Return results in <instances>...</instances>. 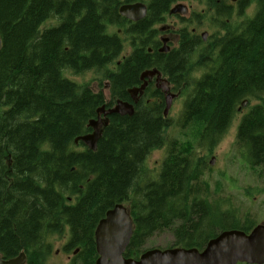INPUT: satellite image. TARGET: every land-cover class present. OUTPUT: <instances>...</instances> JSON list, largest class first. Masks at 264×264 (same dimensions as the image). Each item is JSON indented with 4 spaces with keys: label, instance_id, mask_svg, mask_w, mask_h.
I'll list each match as a JSON object with an SVG mask.
<instances>
[{
    "label": "trees",
    "instance_id": "obj_1",
    "mask_svg": "<svg viewBox=\"0 0 264 264\" xmlns=\"http://www.w3.org/2000/svg\"><path fill=\"white\" fill-rule=\"evenodd\" d=\"M135 1L0 0L2 260L23 253L25 264H42L50 240L67 236L64 251L78 250L69 264H95L94 230L119 204L133 223L128 259H138L142 244L159 232H170L174 247L201 250L222 230L252 229L222 212L219 202L209 203L203 178L209 167L194 152L216 147L240 104L257 99L261 103L240 120L235 147L252 170L264 172V0H254L252 18L214 37L213 49L199 54L198 67L206 72L198 80L174 83L185 95L177 126L189 139L164 137L170 120L163 118L160 92L149 87L132 116H107L94 151L74 144L91 132L89 122L106 104L102 89L111 109L115 100L131 102L127 91L140 86L144 71L164 67L174 79L164 62L180 64L179 73L190 62L189 52L165 61L146 50L158 18L180 0H149L147 16L131 24L118 8ZM86 73L97 75L98 91L65 77ZM162 148L159 170L148 172L147 158Z\"/></svg>",
    "mask_w": 264,
    "mask_h": 264
},
{
    "label": "rangeland",
    "instance_id": "obj_2",
    "mask_svg": "<svg viewBox=\"0 0 264 264\" xmlns=\"http://www.w3.org/2000/svg\"><path fill=\"white\" fill-rule=\"evenodd\" d=\"M191 4L193 5V10H196L197 7L198 11L201 10V7H199L197 3L192 2ZM254 14L255 4L252 3L244 12L242 11V14L234 15L230 19V25L232 27H237L244 20L252 18ZM224 22L225 21L221 22V26H223ZM51 23H45L44 27L51 26ZM167 23L174 24L170 19ZM176 25L177 23L174 24V27H176ZM221 29L222 30L215 28L213 32L209 30L210 36L212 37L211 40L216 36L221 37L225 35L228 31L223 28ZM114 31L119 32L116 28L109 29V32ZM124 41L126 42L125 37ZM126 43H124L125 53L130 50L128 43ZM199 53H201V50H199ZM199 53L191 55L189 57L190 62L188 61L189 64L187 66L184 65V70L181 74L184 78L187 76L188 79L186 80V84L198 80L202 74L205 73V69L198 67L197 64L200 57ZM202 56L201 54V57ZM189 65L191 69H189ZM65 77L82 86L89 85L96 91H98V86H100L99 80H96L97 82L95 81L94 77H97V75L94 73H86L81 76L66 74ZM101 84L105 85L103 82ZM180 89L181 87L176 88V90H172V92L178 93ZM102 91L106 101L109 102L110 98L107 90L102 89ZM261 97L264 99V95ZM184 99L185 95L181 96L179 94L172 102L167 116V119L170 120V126L164 133V137L167 140L176 139L183 142L189 139V136L185 134L186 132H182L181 128L177 126ZM260 103V100L253 99L244 108H241L239 111L237 109L225 134L221 137L216 147L210 152L206 148L200 149L198 147H196V151L194 152L195 157L204 160L209 167V170H206L203 176L210 194L209 203L213 204L214 202H219L221 211L233 213L236 220L240 221L239 225H243L247 222L253 224L252 226H256L264 222V172L260 168L252 170L243 161L235 147L236 131L240 120L249 112L251 107L259 105ZM100 117L105 119L103 115H100ZM164 157L165 149L162 148L153 151L146 160V170L151 173L158 171ZM212 158H214V162L213 166H210L209 162ZM174 241L175 238L170 232L164 231L155 233L153 237L142 244L141 251L172 248L174 247ZM50 242L52 244V250L42 264H68V255L63 250L66 241L63 240V238L54 236Z\"/></svg>",
    "mask_w": 264,
    "mask_h": 264
},
{
    "label": "water",
    "instance_id": "obj_3",
    "mask_svg": "<svg viewBox=\"0 0 264 264\" xmlns=\"http://www.w3.org/2000/svg\"><path fill=\"white\" fill-rule=\"evenodd\" d=\"M119 13L127 20L136 22L145 17L146 11L141 3H137L122 6ZM169 13L184 14L185 8L182 5H176ZM1 49L0 38V51ZM156 74L155 71H146L141 74L140 79L150 80ZM156 81V87L167 94L169 92L168 83L160 79ZM105 86L107 88V85ZM146 86L147 83L144 81L139 88L128 91L134 104L138 102V96L142 95ZM173 98L171 94L166 95L164 116L167 115ZM246 103V101L242 102L241 107H245ZM113 114L132 116L134 114L133 105L117 101L111 109L106 110L103 106L98 110L97 118L88 124L92 130L91 133L75 139L74 143L81 141L90 150H95L102 134V128L106 126V122L100 115L107 117ZM213 162L212 159L210 165H213ZM132 228L131 217L123 205H116L107 211L94 231L95 250L98 256L95 264H264V224L256 226L249 234L236 230L222 232L210 240L201 252L196 249H153L141 254L138 260L123 257L132 237ZM0 264H25L24 254L20 253L18 257L10 260L0 258Z\"/></svg>",
    "mask_w": 264,
    "mask_h": 264
},
{
    "label": "flooded vegetation",
    "instance_id": "obj_4",
    "mask_svg": "<svg viewBox=\"0 0 264 264\" xmlns=\"http://www.w3.org/2000/svg\"><path fill=\"white\" fill-rule=\"evenodd\" d=\"M239 1L240 0H236V2H233V0H214V1L213 0H180L179 2L173 4L169 8L165 16L158 18V23L152 28V30L155 31L154 38L152 39L153 46L146 48L147 52L150 54L155 52L158 55L165 56V61H166L167 58L169 59V57L175 53L185 51V52H189V55H194L195 53H199V50H201V53L205 52L206 50H209V48H211V45L213 43V40H211L212 37L210 36L209 30H211L212 32L215 31V28H219L220 30H222L221 28H223L224 30H230L231 29L230 19L234 15L242 14V11L244 12L245 9H247L246 6L242 8ZM192 2L197 3V5L201 7V10L198 11L197 9L198 7L196 8V10H193V5L191 4ZM246 2L250 3L252 1L246 0ZM136 3L144 4L146 6V13L148 12V7L150 4L149 0H139L131 4H136ZM176 5L184 6L185 13L170 14L169 13L170 9ZM169 19L171 20V22H174V24L177 23L176 27H174V24L167 23ZM140 21L142 20H139L137 22H130V23L137 24ZM222 21H225L223 26H221ZM201 53L199 54L201 55ZM164 63L166 70L167 68L168 69L171 68V72L177 75H175L173 79L171 76H169L171 74H169L167 71L164 72L165 69H163L164 68L163 66H162L163 68H160V70L154 67L151 70L157 72V74L154 77H152L150 80L145 79L147 82V87L148 88L150 87L152 91L160 92L162 98H164V94L160 90H157L156 88L157 85L156 80L160 78L166 80V82L169 84L171 94L179 96L180 92L173 93L172 90L174 91L176 90L174 83L177 82L182 76V74L179 73L177 70V67L180 66V64L172 66L169 64L168 60ZM188 64H189L188 61L184 63L185 66H187ZM189 69H191V67ZM178 82L180 83L183 81L179 80ZM147 87L145 88L144 91L148 89ZM144 94L145 92H143L141 96H138V101L144 98ZM130 101H131V97H130ZM261 224H264V222H262ZM231 230L241 231L238 229L222 230L218 232L216 236L212 237L211 239L216 238L222 232L231 231ZM211 239H209L208 241H210ZM64 240H67V236L64 238ZM208 241L205 242V245L207 244ZM72 254L74 253L68 252L67 258L70 259L71 256H73Z\"/></svg>",
    "mask_w": 264,
    "mask_h": 264
},
{
    "label": "bare ground",
    "instance_id": "obj_5",
    "mask_svg": "<svg viewBox=\"0 0 264 264\" xmlns=\"http://www.w3.org/2000/svg\"><path fill=\"white\" fill-rule=\"evenodd\" d=\"M252 2H254V0H251ZM123 2V1H122ZM121 2V3H122ZM137 4V3H136ZM254 4H255V2H254ZM127 5H134V4H121L120 6H119V8H118V14L120 15V13H119V9L122 7V6H127ZM144 7H145V11H146V6L144 5V4H142ZM52 15V14H51ZM50 15V16H51ZM146 15H147V13L145 14V17H146ZM121 16V15H120ZM47 17H48V15H47ZM122 17V16H121ZM144 17V18H145ZM122 18H124V17H122ZM143 18V19H144ZM126 21H128V22H133V21H130V20H127L126 18H124ZM143 19H141V20H143ZM44 20H46V19H44ZM49 20V19H48ZM47 22V21H46ZM137 22V21H136ZM45 23V22H44ZM44 23H42V24H44ZM56 25H54L53 27H55ZM52 27V26H51ZM109 27V26H108ZM111 27H113V26H111ZM111 31V30H110ZM1 38V37H0ZM2 41V40H1ZM65 44V43H64ZM213 49V46L211 45V48H209V50L208 51H210V50H212ZM138 50V49H137ZM180 79L181 80H184L185 78H184V76L182 75L181 77H180ZM137 87V86H136ZM128 92V91H127ZM156 98V97H155ZM101 109V108H100ZM98 112V111H97ZM151 113V112H150ZM97 118V117H96ZM107 117H105V119H106ZM91 129V128H90ZM92 131V130H91ZM164 131V130H163ZM91 133V132H90ZM89 133V134H90ZM88 135V134H87ZM84 136H86V135H84ZM84 136H82V137H84ZM79 138H81V137H79ZM75 144V143H74ZM79 144H82L83 146H84V148H86L87 150H90L87 146H85L81 141H78V143L77 144H75V145H77V149H79V147H81ZM91 151H94V150H91ZM74 198V197H73ZM66 201V200H65ZM74 202H75V200H74ZM70 244V243H69Z\"/></svg>",
    "mask_w": 264,
    "mask_h": 264
}]
</instances>
